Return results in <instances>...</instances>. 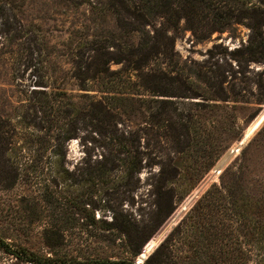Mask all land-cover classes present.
Segmentation results:
<instances>
[{
    "label": "rangeland",
    "instance_id": "374dc122",
    "mask_svg": "<svg viewBox=\"0 0 264 264\" xmlns=\"http://www.w3.org/2000/svg\"><path fill=\"white\" fill-rule=\"evenodd\" d=\"M232 2L0 0V264H212L206 193L257 258L264 0Z\"/></svg>",
    "mask_w": 264,
    "mask_h": 264
},
{
    "label": "trees",
    "instance_id": "16d2710c",
    "mask_svg": "<svg viewBox=\"0 0 264 264\" xmlns=\"http://www.w3.org/2000/svg\"><path fill=\"white\" fill-rule=\"evenodd\" d=\"M146 1L148 2L150 7H154L155 9H164L165 7H167V5L169 6V4H173L174 2H176L178 5L194 8L196 2L203 3L204 1V7H206L208 11H216L220 7H222L220 3H217V1L223 0H213L212 2L211 0H145V2ZM231 1H233L232 4L228 5L224 12L226 18H229L233 14V11H231V9L229 8L237 4L236 0ZM223 3H226V1ZM143 5L144 3L140 4L141 7ZM223 6H225V4H223ZM217 15L221 19V16L218 13ZM197 203L199 206H203V209L206 207V211L204 212V210H196V212H198V214L196 213V218L198 220H200L201 218L205 221L199 224L198 221L194 223L195 219H193L192 222L194 223L196 233L199 234L197 236V239L201 240L204 243L203 253L205 255L207 254L206 258H209L212 264H264V224L262 225L260 231L259 240H261V243L258 247L259 252L257 254V258L249 261L251 249L248 248L249 244L246 243H248L249 240L246 239L244 235H246L248 229L253 230L251 234H254L256 232L255 230L259 228L258 220H253L254 222L252 225L254 226H249V223L247 221L244 222L243 219L238 217L237 220L234 218H228L227 220H225L223 218V214L225 215L226 212L222 210V207L224 208L225 206L218 204V202H215L213 196H210L209 193H206ZM218 205H220L221 207H217ZM253 227L255 228L253 229ZM242 239L244 241H242ZM0 246L7 247L8 244L0 239ZM149 248H151V245L147 244L146 250ZM199 248L200 247L197 246V251ZM156 252H158V247L155 253ZM11 253L25 261H30L34 264H45V261H49L39 258L30 251L27 252L24 248H19V250H11ZM241 253H244V255L246 256L244 257ZM155 256L149 255L141 264H155ZM128 264H131V262Z\"/></svg>",
    "mask_w": 264,
    "mask_h": 264
},
{
    "label": "water",
    "instance_id": "95a60500",
    "mask_svg": "<svg viewBox=\"0 0 264 264\" xmlns=\"http://www.w3.org/2000/svg\"><path fill=\"white\" fill-rule=\"evenodd\" d=\"M226 161H227V159H226L224 162H226ZM224 162H223V163H224ZM136 264H139V262H137Z\"/></svg>",
    "mask_w": 264,
    "mask_h": 264
}]
</instances>
